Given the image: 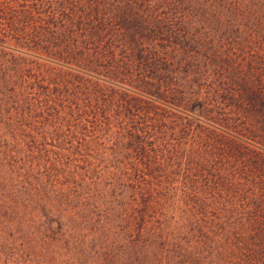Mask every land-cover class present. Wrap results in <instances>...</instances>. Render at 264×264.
I'll return each instance as SVG.
<instances>
[{
	"label": "trees",
	"instance_id": "1",
	"mask_svg": "<svg viewBox=\"0 0 264 264\" xmlns=\"http://www.w3.org/2000/svg\"><path fill=\"white\" fill-rule=\"evenodd\" d=\"M264 264V0H0V264Z\"/></svg>",
	"mask_w": 264,
	"mask_h": 264
},
{
	"label": "rangeland",
	"instance_id": "2",
	"mask_svg": "<svg viewBox=\"0 0 264 264\" xmlns=\"http://www.w3.org/2000/svg\"><path fill=\"white\" fill-rule=\"evenodd\" d=\"M66 264H69V263H66ZM98 264V263H97ZM99 264H101V263H99Z\"/></svg>",
	"mask_w": 264,
	"mask_h": 264
}]
</instances>
